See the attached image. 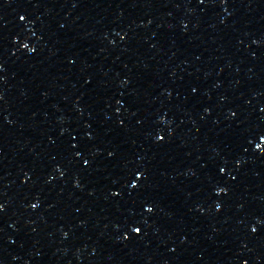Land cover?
I'll return each instance as SVG.
<instances>
[{"label": "water", "instance_id": "95a60500", "mask_svg": "<svg viewBox=\"0 0 264 264\" xmlns=\"http://www.w3.org/2000/svg\"><path fill=\"white\" fill-rule=\"evenodd\" d=\"M0 264H264V0H0Z\"/></svg>", "mask_w": 264, "mask_h": 264}]
</instances>
